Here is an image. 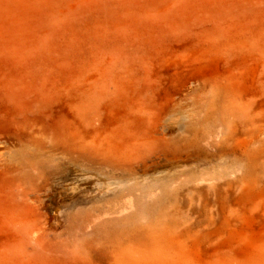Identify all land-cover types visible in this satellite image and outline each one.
Listing matches in <instances>:
<instances>
[{"label": "rangeland", "instance_id": "374dc122", "mask_svg": "<svg viewBox=\"0 0 264 264\" xmlns=\"http://www.w3.org/2000/svg\"><path fill=\"white\" fill-rule=\"evenodd\" d=\"M107 82L121 93L99 104L97 118L85 111L82 119L95 121L72 115L81 97ZM214 84L244 102L247 118L227 128L209 122L201 163L165 164L155 154L158 167L120 182L117 174L100 173L95 161H83L91 174L99 172L95 179L104 191L75 197L69 196L70 180L57 181L54 166L43 169L36 161L49 150L61 155L68 125L87 146L96 143L84 149L91 160L106 151L104 145L119 150L127 139L142 138L141 129L144 137L159 128L164 133L170 122L204 113L201 103ZM40 92L52 98L46 112L18 108ZM141 98L152 110L150 121L128 109ZM203 113L199 131L205 129ZM257 128L264 140V0H0V264L250 263L264 254V171L251 180L212 146L258 149ZM49 131L63 145L52 144ZM165 132L166 138L177 135ZM260 162L264 168V158ZM181 176L188 177L182 187L147 195ZM203 177L216 179L199 181ZM78 180L89 186L93 179ZM150 244L170 250L147 262L126 257Z\"/></svg>", "mask_w": 264, "mask_h": 264}, {"label": "bare ground", "instance_id": "6f19581e", "mask_svg": "<svg viewBox=\"0 0 264 264\" xmlns=\"http://www.w3.org/2000/svg\"><path fill=\"white\" fill-rule=\"evenodd\" d=\"M120 61H119V64H120ZM124 64H125V62H124ZM119 67H118V70H119ZM111 74H112V72H111ZM109 75H110V73H109ZM113 77H111V78H113ZM110 81H111V79H110ZM109 83H112V82H109ZM109 83L108 82L107 83H104V84L101 83V85L99 86V88L95 89L96 91H90L89 94H87L86 96L81 97V98H84V100L80 99V102L81 101H83V102H81V103L80 102L79 103L77 102L76 104H78V105L74 104V105H76V106L73 107V108H75V114L73 112L72 115H75L76 118H79L80 117V119L83 121L84 119H82V117L84 118L85 111L86 112L90 111V113L92 112V114H90L91 115L90 117L93 118L95 116L97 118L98 117V114H99V113L97 114L98 108H99V104H101L102 102L105 103V102H108V101H112V100L116 99L117 96L119 95L120 90H118V88H116V86H113V85L111 86ZM221 84H214V85H212L211 86V91H210L211 93H209V94H212L211 97L210 98H206L205 100L202 101L201 106H202V108H204L206 110V111H204V113H203V109L201 108L202 110L200 112H198V114L197 113L193 114L191 116L190 120L188 122H186V123L183 121L184 119L182 118L183 120L182 119H179V120H174V121L170 122L169 124H167V127H164V125H162L164 128H166V130L164 129L165 131L171 130V131H174V132L177 133V135L174 138H166L167 132L163 131L164 133H162L161 132L162 130L160 128L159 129L161 130L160 131L161 133L159 132V129H158V132H155V134L153 132H151V133H153V136H150L151 133L149 134V132H148V135L150 137H148V136L144 137L145 134H147V133H145V130H144L145 128H144V129H141L142 130V133L144 131V134H143L144 136L142 135L144 138L143 137L140 138L141 135H139V136L137 135L136 136L137 138H133V139H130L129 138V140H128L127 139L128 137H127L126 139H127L128 143H125L126 146L125 147L123 146L124 147L123 149L117 150L114 147H112L115 150H111V147H108V145H107L109 142H105L104 141L105 144L107 143L106 144L107 147H106L103 144V141H100L99 144L97 143V145L99 146V147L97 146L98 149L99 148L101 149L102 146L104 145L102 149H104V147H105L106 148V151L104 152L101 149V152L103 151V153L100 154V151H99L98 157L95 155V153H93L92 155H94V157L96 156L97 158L91 160L93 156L91 157V159H89L90 157L89 158L86 157L87 159H85L86 153L84 152L85 151L84 149H86L87 147H89L90 144L87 146V143H89V142H87L85 140L81 141L82 140V139H80L81 137L80 138L79 137L77 138V134H73L74 132H72L71 130H67V129H69L68 128L69 125H68L67 126V129H66L67 132H62L66 128L64 126H63L64 129L63 130L62 129L60 130L63 133L62 135L64 136L62 138V141L65 139L66 142H67V144H68L67 145V148L65 150L62 148L63 150L61 151V155H57L56 152H58V151H56V152L54 151L55 154L54 153H50V150L48 149L49 150V154H47V155H45V154L44 155H40L39 154L38 157H36L37 158L36 161H38V162L41 163V166L40 167H42L43 169H44V166H47L46 169L50 168V167H48V165L51 166V167L54 166V168H52V169L55 170V173H56V171L58 173H60L59 174L60 177L57 179V181L60 180V181H66L67 182V180H70L72 184H70L71 186L69 187V190H70L69 191L70 192L69 193V196H75V197H77L78 195H80L82 193H83V195H85L87 197H90L92 195L94 196L98 192H102V190H103V188H101V185H102L101 182L99 180H96L95 179V175L97 173H99V172H97L96 174H94L95 171H96V169H95V170H93L94 173L92 171V174H91V171H89L88 166H87L88 164H86V166H87L86 167L82 163L83 161L86 162V163H93L95 161L96 163H94V164H96V166H98L99 169H100V170L98 169V171H101V170L103 171V172H100V173H104V171H105L106 175H108L109 177L110 176H114V175L117 174L116 176L119 175L118 178H120V180H121L120 182H122V181L126 182V180H127V182L128 181H134V180H136L138 178H142L143 176H146L148 174V170L149 169L155 168V166L158 167V165H157L158 163L155 161L157 159L154 160V155L155 154H158V155H156V156H158V159H161L162 161H164L165 164H171V165H173V164L178 163L181 166L183 165V167H185V166H188L189 164H196V163L198 164V163H201L200 156H201V154H203V149H202V144L201 143L204 141L203 140L204 139V136L208 134V132L206 130V127H207L206 125L209 122L210 123H213V122L214 123H218L219 126H224L225 128H227L229 126L232 127L233 125H236L235 122L241 123L240 120L241 119L243 120V117L246 116L245 118H247L246 110H245V105L243 104L244 102H242L241 99L239 101L238 99L234 98L233 93L228 88L224 87ZM92 90H94V89H92ZM40 93L41 94H39V95L30 96L28 98L29 99V103H27V104H26V102H25V104H22V102L18 103V108L19 107H22L24 111L22 109L21 110L23 112H25V111H29L30 112L31 111V114H32V111H34L33 113H35V112L36 113H38V112H41V113L46 112V110L51 105L52 98H51L50 94H43L42 92H40ZM138 96H140V95H138ZM222 98L224 100V101H222L223 103L221 101L219 103V99H222ZM224 98H226V99H224ZM141 99L142 100L139 99V102H137V103L134 101L136 104L133 102L134 105H132V106L130 105V107L128 109H129V111L131 113H136V114H139L140 117L141 116L144 117V116H147L150 111L152 112V110H151V108H150V110H148L149 109V107H148L149 104H147V100L146 99H143V98H141ZM148 103H149V101H148ZM219 105L221 106V108L219 107ZM83 107H84V109H83ZM20 112L21 111H18V114L21 115L22 112L21 113ZM202 113L204 115V121H206L205 122L206 124L203 123V127H205V129L203 128L204 131H199V129L197 128V126H199L201 124V121H200L201 120L200 119L201 117H200V115ZM25 114L27 115V114H30V113L27 112ZM44 115H45V113H44ZM46 115H47V113H46ZM92 115H93V117H92ZM22 116H23V113H22ZM149 116L150 115H148L146 117L148 120L151 118ZM27 117H30V116L28 115ZM31 117H34V115L31 116ZM88 117H89V114H88ZM88 117H86V118H88ZM249 117H250V115H249ZM249 117H248V119H249ZM36 118L38 119V118H41V117L37 116V117H35L33 119H36ZM42 118H45V116L42 117ZM91 118H88L89 119V122L90 121H93L95 119L94 118L92 120ZM80 119L78 121H80ZM87 120L85 119L84 122L86 123ZM148 120L146 121V119H144L143 122L141 121V124L142 123L143 124L144 123L145 124L146 123L147 124L150 123L149 121L151 119L149 121ZM60 121L63 122V120H60ZM144 121H146V122H144ZM249 121H251V117H250V120ZM244 122L245 121L243 120L242 123H244ZM82 124H83V122H82ZM204 124H205V126H204ZM92 125L93 124H91L90 126H92ZM56 126H54V127H56ZM144 126H142V128ZM148 126L151 127L150 124H148ZM58 127L59 126H57V128ZM61 127L62 126H60V128ZM163 127H161V128H163ZM247 127H248V125H247ZM225 128H223V131H224ZM154 129H156V128H154ZM141 130H140V132H141ZM70 131L72 133H69ZM151 131H153V130L151 129ZM116 132H115V134L117 135L118 133H116ZM146 132H147V129H146ZM104 133H105V131H104ZM126 133H127V135H129V137H131L130 136V133H128V132H126ZM253 133L255 135L254 136L255 137L254 140L258 144H260V146H261L258 149H251V148L248 149L249 147L248 148L243 147V148L239 149V151H237L236 148H234L233 146H230L228 149L225 148V150H222L221 149L222 147L220 146V143H214L213 146H212L213 147L212 149H214L217 152V154L222 155L225 158L226 157L227 158L228 157H232L233 158V162L235 163L234 165H235L236 171H240V170L242 171L243 169L246 170L247 173L249 172V174H250L249 179H251V180L254 179L255 177L256 178L259 177V175L260 174H263V171H264V168H263V166H262V164L260 162V160L264 158V140H260L259 139V136L263 132H261V130L257 128V129H254ZM51 134L54 135L55 133H51ZM104 135H107V133L104 134ZM55 136L57 138H52V137H55ZM104 137L107 138L106 136H104ZM119 137L122 138V136H119ZM49 138L51 140L52 139L53 140L54 139L55 140L57 139L58 141L60 139V138L58 139V136L56 134L54 136L49 137ZM126 139H124V141H126ZM53 140H52V142H53ZM101 140H102V138H101ZM107 140H109V139H107ZM120 141L122 142L123 139H121ZM63 142H64V146H65V143L66 142L65 141H63ZM63 142H61L62 145H63ZM85 142H87V143H85ZM55 143H57V142L55 141L52 144H55ZM61 143H57V145L58 144H61ZM90 143H91V141H90ZM92 143H93V145L95 144L94 146H96V143H94V142H92ZM207 143H205V144L208 145ZM100 144L101 145L103 144V145L101 146ZM110 144L113 145L111 142H110ZM110 144H109V146H111ZM93 145L92 146L90 145L92 147V149H93ZM221 145H222V143H221ZM210 147H211V144H210ZM26 148L29 149L30 147L29 148L26 147ZM59 148H60V146H59ZM107 148L108 149L110 148V150H107ZM50 149H52V148H50ZM87 149H86V152H87ZM92 149L90 148L89 150H92ZM60 150H61V148H60ZM89 150H88V153H89ZM35 156H37V155H35ZM27 160L29 161L30 159H26V162H28ZM86 160H91V162L90 161L87 162ZM31 161L32 162H35V158H33ZM27 165H29V164L27 163ZM30 165H33V164H30ZM35 165L36 164H34L33 166L35 167ZM33 166H32V168H33ZM96 166H94V167H96ZM91 167H92V165H91ZM139 167H141L145 171V173H144V171H142V173H143L142 175H139L138 173L135 172V169H137ZM181 168L179 167V169H181ZM34 169H36L37 172H38V170H40L39 168H34ZM80 173H83V174L80 175ZM88 174L91 175L90 176L91 178L89 176H87ZM84 176H86L87 178L84 177ZM75 177L77 179L83 178L85 181H87L89 179H93V180L88 184L89 186H86L87 184L85 186L84 185L82 186L81 183H79V180L77 182V179H74ZM92 177H94V178H92ZM100 177H102V176H100ZM181 177H184V176H181ZM187 178L186 177H184V178H176V179L174 178V180L172 179L171 180L172 182L170 181L171 183H169V184H166L164 182L163 183L161 182V184L158 183L159 185L156 184L157 186H155L154 189L149 190V193L147 195H149V196L155 195L158 191L160 193H162L163 195L168 194L169 193V187H170V185L171 186L174 185L175 188L178 189V188L182 187L186 182H188V179ZM213 179L215 180L216 177H214V178L213 177H209V178H207V177L204 178L203 177V178H200L199 181H205L206 182V181H212ZM216 181H218V180H216ZM109 183H105L104 185L105 186L106 185L108 186ZM111 183H110L109 187L111 186ZM114 192H115V190L113 191V194H114ZM115 194H116V192H115ZM126 204H127V206L130 207L129 201H127ZM155 239L152 240V241H156ZM161 240H162V238H161ZM151 243L153 244V242H151ZM162 243H163V241H162ZM172 243H173V241H172ZM152 244H150V245H152ZM160 244H161V242H160ZM160 244H158V245L154 244L155 246L154 245L148 246V247H150V249L149 248L148 249L146 248L147 250L145 249L144 251H139V252H137V251H133V252L130 251L131 253H129V254L127 253L128 255L126 257L128 259H133L135 257V255H136L137 258L141 257L143 259L146 258V259L153 260L157 253H160L161 254L162 251H163V254H161V255H164V252L165 251L168 252L170 250V248L168 249L167 247L164 246V244L163 245H160ZM170 247H172V246H170ZM134 252H136V253H134ZM260 256H262V258H263L264 254L263 255L261 254V255L257 256V258L253 259L250 263H247V264H264V261L261 262L262 261L261 260L262 258ZM179 259H180V257H179ZM263 260H264V258H263ZM146 262H147V260H146ZM165 262L167 263V261H165ZM175 263L176 262H174V264Z\"/></svg>", "mask_w": 264, "mask_h": 264}]
</instances>
